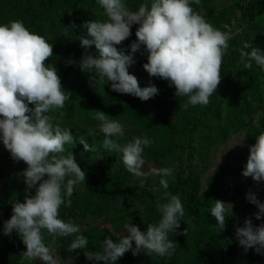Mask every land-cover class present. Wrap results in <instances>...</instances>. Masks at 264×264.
<instances>
[{"label":"rangeland","instance_id":"374dc122","mask_svg":"<svg viewBox=\"0 0 264 264\" xmlns=\"http://www.w3.org/2000/svg\"><path fill=\"white\" fill-rule=\"evenodd\" d=\"M25 0H0V54L10 45L19 43L33 48L37 42L49 41L67 44L69 49L57 56H37L26 60L16 79L18 96L24 104L25 122L17 128L13 116L0 115V212H14L18 208L24 186L18 170L20 150L37 151L33 140L40 124L46 119L41 101L28 104V80L46 81L63 64L76 61L72 80L79 91L89 89L101 93L109 87L121 96L141 90L144 112L150 117H163L174 126L190 125L211 104L219 105V113L230 101V90L224 80L209 79L210 91L202 82L205 71L203 53L211 54L214 62L231 49H250L264 40V0H168L164 21L157 26L146 43L138 42L148 0H124L122 6L134 5L135 13L111 19L103 26L81 21L79 25L61 22L55 9L44 13L46 19L37 32H26L20 25L19 10ZM254 59L264 68V54ZM20 62L16 54L0 58V96L3 94L5 75L14 71ZM127 69H132L129 72ZM225 73L236 86L239 109L243 113L242 126L228 132L225 139L211 142L206 148L193 152V142L183 137H165L157 144L145 137L137 138V128L121 124L115 128L69 127L72 134H89L81 145L85 159L100 175L113 178L118 185L135 190L130 195L99 187L91 196L100 202L86 205V179L65 170H52L43 188L33 193L36 207L46 213L50 203H64L67 209L63 229L60 216L50 213L52 221L43 230L41 241L23 242L9 264H58L56 246L62 235L82 233L90 241L103 234H128L141 222L147 211L145 196L158 197L173 186L175 180L190 171L199 175V190L206 189V181L218 168H224L215 186L234 187L213 204L215 216L234 228L235 238L248 249L232 264H264L253 259L256 253L264 255V212L242 204L247 195L264 203V132L258 130L264 115V84L245 55H238L225 67ZM189 75V76H188ZM196 77L195 93L184 107L189 77ZM251 79L257 86L248 87ZM247 92V94H246ZM117 136L125 147L127 162L120 164L118 157L108 165L101 147L107 135ZM77 144L71 147L75 148ZM72 148L65 151L68 161L74 160ZM49 159H54L48 156ZM32 179L27 180L31 185ZM159 221L154 231L131 246L134 264H199L191 250L192 223L172 201L159 209ZM53 214V215H52ZM9 230L0 214V252L5 246ZM182 239V244L171 242V236ZM66 264H78L69 258ZM83 264H115L107 254L101 261L87 259Z\"/></svg>","mask_w":264,"mask_h":264},{"label":"trees","instance_id":"16d2710c","mask_svg":"<svg viewBox=\"0 0 264 264\" xmlns=\"http://www.w3.org/2000/svg\"><path fill=\"white\" fill-rule=\"evenodd\" d=\"M124 0H25L19 10V21L26 32H37L45 25L44 13L53 9L61 22L79 25L81 21L89 24L103 26L111 19L125 18L135 13L134 5L122 6ZM168 0H148L144 22L138 34V42L146 43L160 25L167 14ZM69 49L67 44H56L49 41L37 42L33 48L24 47L15 43L10 45L0 54V58H6L9 54H16L20 62L15 64L14 71L5 75L3 81L4 92L0 96V115L13 116L18 121L17 128H22L25 122L24 104L18 96L16 79L22 72L26 60L37 56H57ZM257 53L264 54V40L258 46L250 49H231L225 55L218 57L214 62L211 54L203 53L205 65L202 82L208 91L212 86L210 78L224 80L227 89L230 90V101L219 113V105L211 104L203 114L190 124L182 127L174 126L163 117H150L144 112L141 100V90H135L132 94L121 96L117 89L109 87L101 93L91 94L89 89L79 91L74 85L72 75L76 69V61H70L58 67L52 74V78L46 81L28 80V104L34 107L37 101H41L46 119L40 124L33 140L37 144V151L20 150L18 170L22 176L21 199L18 208L14 212L7 210L0 214L8 225L9 235L5 246L0 252V264H9L17 254L23 242L33 239L37 243L41 241L43 230L48 227L53 219L50 213L60 216L62 223L66 218V206L64 203H50L48 213L39 207L33 199V193L39 191L45 185L52 170H65L69 173L82 175L86 179L88 187L87 197L84 199L83 208L86 205L99 203V196H91L92 191L103 187L107 192L115 189L130 195H136L135 190L121 187L111 177L98 174L92 164L86 159V152L81 151L83 142L90 138L89 134H72L69 127H104L115 128L118 125L130 123L137 130L134 131L137 138L145 137L157 144L164 143L165 137L186 136L188 144L193 152L206 148L211 142L225 139L228 132L235 131L242 126L243 113L239 109L236 86L225 73V67L233 63L238 55H245L250 67L261 75L264 84V68H261L254 59ZM132 72V69H127ZM189 76V75H188ZM196 77H189L188 90L186 91L185 107L195 93ZM257 79H251L248 87H256ZM247 94V92H246ZM258 130L264 132V115L259 119ZM107 141L101 152L104 160L109 165L118 157L120 164L127 162L125 147L117 136L107 135L102 138ZM190 141V142H189ZM77 144L75 148L71 146ZM72 148L74 160L65 158V151ZM54 159H49L48 156ZM224 172V168H218L206 181V189L199 190V175L196 171H190L185 176L175 180L172 187L158 197L145 196L147 211L144 219L137 223L128 234H103L94 236L90 241L86 240L82 233L72 236L62 235L56 246L58 264H66L69 258H74L78 264H83L87 259L94 262L102 260L105 254L115 260V264H134V251L131 250L133 243L145 236L150 235L157 226L159 209L174 201L175 206L181 210L187 222L192 223L190 236L191 250L199 264H232L237 257L248 253L247 246L235 238L234 228L230 223L221 222L214 213L213 204L222 199L227 193L237 191L234 187H223L218 190L215 183ZM32 179L31 185L27 180ZM242 204L251 209H260L264 212V203L256 201L245 195ZM52 214V215H53ZM170 240L176 245L182 244V239L171 236ZM254 260L264 263V255L256 253ZM248 258L245 264H253ZM151 264H156L154 261Z\"/></svg>","mask_w":264,"mask_h":264}]
</instances>
